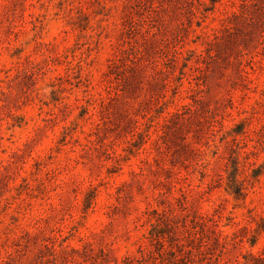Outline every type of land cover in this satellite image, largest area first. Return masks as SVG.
Listing matches in <instances>:
<instances>
[{"label":"rangeland","instance_id":"1","mask_svg":"<svg viewBox=\"0 0 264 264\" xmlns=\"http://www.w3.org/2000/svg\"><path fill=\"white\" fill-rule=\"evenodd\" d=\"M142 250L264 257V0H0V264Z\"/></svg>","mask_w":264,"mask_h":264},{"label":"trees","instance_id":"2","mask_svg":"<svg viewBox=\"0 0 264 264\" xmlns=\"http://www.w3.org/2000/svg\"><path fill=\"white\" fill-rule=\"evenodd\" d=\"M75 18H77V17H75ZM117 65H118V63L116 61L115 62L113 61L112 66H111V70H110L111 75H113L115 72H117V70L115 72H113L114 71L113 69L116 68ZM136 66H137V64H135L133 67H128V68L131 71L132 68L135 69ZM132 73H133V71H132ZM128 84H130V82ZM169 115H171V113H169ZM224 181H225L224 183H225V190H226V192L230 196H232L235 199V201H237V202H243L244 203L246 201L245 189L239 183V181L237 180V178L235 176V171H234V173H232V177H230V175L228 174V176L226 177V180H224ZM206 224L207 223H206V221L204 219L197 220L195 222V228H198L199 227L200 232L205 233ZM154 229H155V232L151 233V238L153 240H156L157 242H160L161 243L160 246H166L164 243H162L163 241H166V239H168V243H171L172 242V239H174L176 237H177L176 240H180V238H178V236L171 237V236H169V233L168 232H158V230L156 228H154ZM200 234H197L196 232L190 231L189 232V237H188L189 243L191 242L194 245L195 243H198V241H201L203 239V236L200 237L201 236ZM215 235H217V234H215ZM178 245L183 246L180 243V241H179V244ZM251 245H252V247H254L256 245V240H254L251 243ZM164 252H165V254H167V252L165 250H162L159 253L160 258H162V255H163ZM141 253H142V256L140 258H135L133 260H130L129 263H126V264H150L148 260L153 259V254L151 253V251L142 250ZM172 253H174V252H172ZM173 259H174V261H172L171 257H169V258H167V260L166 259L165 260L169 264H174L175 263V257ZM162 260H164V259L162 258ZM247 263H248L247 260L244 261V262L241 261V260H238L237 261V264H247ZM191 264H193V262H191ZM254 264H264V257L261 256V255H254Z\"/></svg>","mask_w":264,"mask_h":264}]
</instances>
